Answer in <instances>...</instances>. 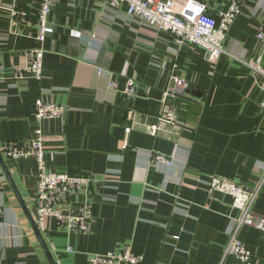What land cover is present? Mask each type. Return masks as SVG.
I'll return each instance as SVG.
<instances>
[{"label":"crops","instance_id":"0c3cea01","mask_svg":"<svg viewBox=\"0 0 264 264\" xmlns=\"http://www.w3.org/2000/svg\"><path fill=\"white\" fill-rule=\"evenodd\" d=\"M203 1L218 21L227 0ZM38 7V0H0V62L9 77L0 80V152L4 142H29L40 126L48 171L94 176L88 232L67 233L54 218L45 221L41 232L56 264H85L89 254L125 246L143 254L142 264H240L224 255L239 213L230 195L209 189V180H233L247 191L258 187L253 212L264 217L263 93L244 63L263 51L264 67L255 37L264 24V0L244 2L216 61L200 47L125 18L124 7L55 0L42 78L16 81L12 68L25 65L24 53L37 44ZM12 8L26 17L12 15ZM100 69L118 84L135 80L136 96L127 99L112 88ZM173 76L187 80L184 97L166 95ZM37 98L63 105L64 113L38 122ZM163 105L175 108L182 124L151 133ZM154 154L169 164H152ZM3 159L34 218L36 159ZM0 204V264H49L1 166ZM238 237L264 264V232L242 226Z\"/></svg>","mask_w":264,"mask_h":264},{"label":"built area","instance_id":"2783aa9c","mask_svg":"<svg viewBox=\"0 0 264 264\" xmlns=\"http://www.w3.org/2000/svg\"><path fill=\"white\" fill-rule=\"evenodd\" d=\"M39 7L36 15L37 33L36 46L27 50L26 62L23 66L12 68V79L32 77L42 78L43 44L47 31V16L55 0H38ZM108 7L119 9L124 7L123 16L127 19L138 20L144 25L173 35L178 44H189L205 50L209 59H216L225 53L223 42L234 19L239 15L246 0H227L225 7L217 12L218 21L208 13L209 1L197 0H105ZM11 14L25 18L24 10L12 8ZM262 50L264 49V24H261L255 35ZM1 38V36H0ZM263 51L256 59L244 62L253 75L258 77L263 96L260 108H264V67L262 65ZM101 74L109 77V85L119 90L127 99H133L138 90V84L132 78H127L118 84L112 74L100 69ZM9 78V77H7ZM4 66L0 62V80L7 79ZM173 85L166 95H182L188 88L184 78L173 76ZM4 104V100L0 101ZM164 104V103H163ZM65 111L63 105L37 98L34 102V116L38 122L44 119L58 118ZM182 122L175 108L162 106L157 123L149 126L151 133H156L172 125L179 128ZM44 136L42 128L38 126L29 142L8 141L2 144L3 156L17 158L33 156L37 163V184L34 195L36 214L34 217L37 227L43 231L48 217L56 220L57 225L67 233H86L91 229L92 214L90 207V187L95 181L94 176H70L66 172L48 171L44 160ZM153 163L169 164L166 157L154 154L150 160ZM209 189L218 190L232 197V208L238 211L233 217V228L224 248V255L233 254L240 264H257L251 249L238 237L242 226H253L264 232V217L256 216L253 204L259 188L247 191L241 184L226 178L212 176ZM76 196L80 199H76ZM3 206L0 204V217ZM173 238H178L174 236ZM70 251L71 248H68ZM144 256L130 246H125L117 252L109 251L104 254H89L85 264H142Z\"/></svg>","mask_w":264,"mask_h":264},{"label":"water","instance_id":"95a60500","mask_svg":"<svg viewBox=\"0 0 264 264\" xmlns=\"http://www.w3.org/2000/svg\"><path fill=\"white\" fill-rule=\"evenodd\" d=\"M179 96L180 97H184L182 95H179ZM0 166H1L2 170H3L4 175L6 176V178L8 180L12 190L15 192L16 198L18 199V202H19L22 210L24 211L25 215L27 216V219L29 220L31 228H32V230H33V232H34L39 244L41 245V247H42V249H43V251H44V253H45L46 257H47L49 264H56L52 254H51V251L48 248L47 243L45 242V239H44V236H43L41 230L37 227L32 214L30 213V211L28 210V208L26 206L25 201L23 200L22 196L20 195V193L17 190V186H16L12 176L9 173V170H8V168L6 166V163H5L4 159H3V156L1 154V152H0Z\"/></svg>","mask_w":264,"mask_h":264}]
</instances>
